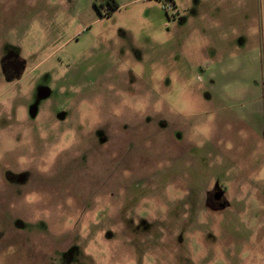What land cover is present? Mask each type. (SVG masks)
<instances>
[{"label":"rangeland","instance_id":"374dc122","mask_svg":"<svg viewBox=\"0 0 264 264\" xmlns=\"http://www.w3.org/2000/svg\"><path fill=\"white\" fill-rule=\"evenodd\" d=\"M113 1L0 0V264H264V0Z\"/></svg>","mask_w":264,"mask_h":264},{"label":"flooded vegetation","instance_id":"af4514ba","mask_svg":"<svg viewBox=\"0 0 264 264\" xmlns=\"http://www.w3.org/2000/svg\"><path fill=\"white\" fill-rule=\"evenodd\" d=\"M105 3L108 6H112L111 0H106ZM21 67H22V65H21L20 61L13 58V57H9V58L5 59V61L3 63V70L5 73V76L10 78V79L17 77L21 73ZM218 196H219L218 194H215L214 199L217 200Z\"/></svg>","mask_w":264,"mask_h":264},{"label":"trees","instance_id":"16d2710c","mask_svg":"<svg viewBox=\"0 0 264 264\" xmlns=\"http://www.w3.org/2000/svg\"><path fill=\"white\" fill-rule=\"evenodd\" d=\"M111 1H112L111 9H112V10L117 9V8H118L117 4H116L113 0H111Z\"/></svg>","mask_w":264,"mask_h":264}]
</instances>
